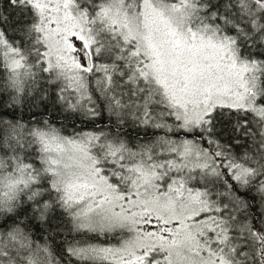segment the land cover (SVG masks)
I'll return each mask as SVG.
<instances>
[{"label":"snow or ice","instance_id":"1","mask_svg":"<svg viewBox=\"0 0 264 264\" xmlns=\"http://www.w3.org/2000/svg\"><path fill=\"white\" fill-rule=\"evenodd\" d=\"M0 264H264V0H0Z\"/></svg>","mask_w":264,"mask_h":264}]
</instances>
